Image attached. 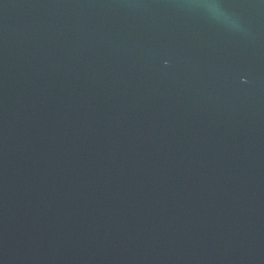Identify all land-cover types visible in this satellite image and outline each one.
Returning <instances> with one entry per match:
<instances>
[{
	"label": "water",
	"instance_id": "95a60500",
	"mask_svg": "<svg viewBox=\"0 0 264 264\" xmlns=\"http://www.w3.org/2000/svg\"><path fill=\"white\" fill-rule=\"evenodd\" d=\"M0 264H264V0H0Z\"/></svg>",
	"mask_w": 264,
	"mask_h": 264
}]
</instances>
